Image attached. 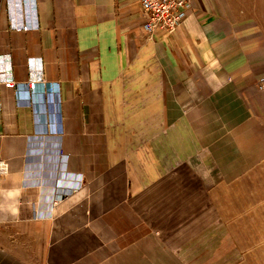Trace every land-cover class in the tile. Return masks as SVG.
Masks as SVG:
<instances>
[{
  "label": "crops",
  "instance_id": "0c3cea01",
  "mask_svg": "<svg viewBox=\"0 0 264 264\" xmlns=\"http://www.w3.org/2000/svg\"><path fill=\"white\" fill-rule=\"evenodd\" d=\"M191 3L0 0V264H264V0Z\"/></svg>",
  "mask_w": 264,
  "mask_h": 264
},
{
  "label": "built area",
  "instance_id": "2783aa9c",
  "mask_svg": "<svg viewBox=\"0 0 264 264\" xmlns=\"http://www.w3.org/2000/svg\"><path fill=\"white\" fill-rule=\"evenodd\" d=\"M191 0H140V6L143 12L144 24L143 29L147 34L148 39L154 41L164 38L167 35L174 33L184 22L188 16V11L191 7ZM19 10L21 4L18 2ZM28 26L19 20L17 23H12L11 31L23 32L27 31ZM1 85L5 88L14 89L17 87V83L14 81L11 74L7 73L6 77H3ZM28 92V99L32 101V96L39 92L43 96V104L50 102L57 103L59 92L56 89L50 88L49 82L45 78L44 66L41 59L32 61L29 65V80L25 84ZM260 89H264V79L258 84ZM57 111L60 112V106H57ZM59 114V113H58ZM66 157L63 156L60 164V169L63 171L65 168L64 161ZM7 164L3 162L0 165V176L7 174ZM78 183V190L82 188V181ZM72 189H75L74 187ZM65 196V193L58 195L59 199Z\"/></svg>",
  "mask_w": 264,
  "mask_h": 264
},
{
  "label": "bare ground",
  "instance_id": "6f19581e",
  "mask_svg": "<svg viewBox=\"0 0 264 264\" xmlns=\"http://www.w3.org/2000/svg\"><path fill=\"white\" fill-rule=\"evenodd\" d=\"M3 162H4V161L0 160V165H2ZM4 163H5V162H4ZM5 164H6V163H5ZM6 166H7V169H8V165H6Z\"/></svg>",
  "mask_w": 264,
  "mask_h": 264
},
{
  "label": "rangeland",
  "instance_id": "374dc122",
  "mask_svg": "<svg viewBox=\"0 0 264 264\" xmlns=\"http://www.w3.org/2000/svg\"><path fill=\"white\" fill-rule=\"evenodd\" d=\"M154 41H156V40H154ZM261 81V80H260ZM259 88V87H258ZM260 89V88H259ZM262 90V89H261Z\"/></svg>",
  "mask_w": 264,
  "mask_h": 264
}]
</instances>
